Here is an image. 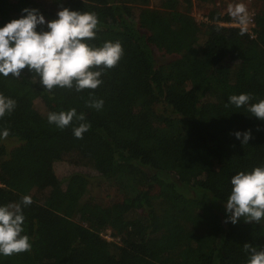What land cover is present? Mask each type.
I'll return each mask as SVG.
<instances>
[{
    "label": "trees",
    "instance_id": "obj_1",
    "mask_svg": "<svg viewBox=\"0 0 264 264\" xmlns=\"http://www.w3.org/2000/svg\"><path fill=\"white\" fill-rule=\"evenodd\" d=\"M150 1L0 0V27L25 8L46 21L62 8L95 12L87 43L124 49L114 68L93 69L103 81L95 90L48 91L27 68L18 79L0 74V94L16 101L0 118V206L33 200L22 206L32 250L0 255V264H247L245 243L264 249V220L226 223L224 207L231 178L264 166V121L228 100H264V0H255L254 38L219 25L231 17L215 9L197 21L193 0H162L161 9ZM154 49L178 56L158 63ZM92 98L103 100L100 110L88 106ZM73 108L84 121L49 124L50 112ZM80 123L91 125L82 139L73 133ZM248 130L242 145L233 133ZM11 139L20 144L8 149ZM63 160L86 170L60 177ZM106 229L113 240L102 237Z\"/></svg>",
    "mask_w": 264,
    "mask_h": 264
},
{
    "label": "clouds",
    "instance_id": "obj_2",
    "mask_svg": "<svg viewBox=\"0 0 264 264\" xmlns=\"http://www.w3.org/2000/svg\"><path fill=\"white\" fill-rule=\"evenodd\" d=\"M26 13V15H23ZM243 5H237L235 14H245ZM47 24V31H37L38 25ZM99 19L95 12L73 11L62 8L57 18L46 21L38 9H22V16L0 27V74L19 78L23 70L39 77L44 89L52 91L55 87L72 89H97L101 84L102 71L96 68L111 69L117 66L124 54L119 41L105 42L102 47H93L87 41L96 38ZM253 97L249 93L231 95L229 104L237 108L247 106L251 116L264 121V100L250 103ZM88 106L100 110L103 100L92 98ZM16 101L0 94V118L11 114ZM84 121L83 114L77 115L76 109L67 112L48 114L49 124H55L63 130L73 119ZM91 127L80 123L73 128L76 138H83V133ZM259 130V129H258ZM9 130L4 129L6 138ZM236 139L242 145L252 139L251 130L235 132ZM231 192L225 202L228 213L227 222L236 224L241 218L245 223H260L264 220V166L255 167L250 172H239L231 178ZM33 203L31 196H23L20 203L0 206V255L12 256L32 250L28 235L22 234L25 221L22 206ZM249 253L247 264H264V249L257 250L250 243L243 245Z\"/></svg>",
    "mask_w": 264,
    "mask_h": 264
},
{
    "label": "rangeland",
    "instance_id": "obj_3",
    "mask_svg": "<svg viewBox=\"0 0 264 264\" xmlns=\"http://www.w3.org/2000/svg\"><path fill=\"white\" fill-rule=\"evenodd\" d=\"M40 1H43V0H40ZM161 2L162 0H151L150 6L156 9H161ZM237 5H243L245 7L246 9L245 14L249 13L250 11H257V8H258V4L255 0H213L212 3H204L198 0H193V5L191 7V14L194 16V18L197 21H200L201 17L208 15L209 12H211L213 9L217 10L221 16L228 15V13L230 12L236 15L235 9ZM133 12H134V17L137 19L139 8H134ZM154 54H155V59L158 63L167 61L171 58L178 56L177 54H163L161 51H158L157 49H154ZM36 103H37V106L40 107L41 109L43 108L47 109L42 100L37 99ZM4 144L7 146L8 149H12L18 146L20 142L19 141L17 142L16 140L11 139V140H4ZM84 167L85 166L79 165L75 163L74 161L63 160V161H59L56 164L55 171L60 177H63L68 172L74 169L75 170L76 169L86 170V167L85 168ZM92 193L95 195H99L100 193L99 188L95 187L92 190ZM217 210H218L219 215L221 216L224 215V213H222L220 209L217 208Z\"/></svg>",
    "mask_w": 264,
    "mask_h": 264
},
{
    "label": "built area",
    "instance_id": "obj_4",
    "mask_svg": "<svg viewBox=\"0 0 264 264\" xmlns=\"http://www.w3.org/2000/svg\"><path fill=\"white\" fill-rule=\"evenodd\" d=\"M254 14L255 11H250L247 14H240V15H234L232 12H230L228 13V15L231 17L230 20L227 21L219 20L217 21V23L219 25H224V26L239 27L245 30V32L249 35L250 38H254L256 36L255 35L256 23L254 20ZM208 21H209L208 16L206 15L204 17H201L199 22H208ZM102 237L107 241L113 240L110 229H106L102 233Z\"/></svg>",
    "mask_w": 264,
    "mask_h": 264
}]
</instances>
